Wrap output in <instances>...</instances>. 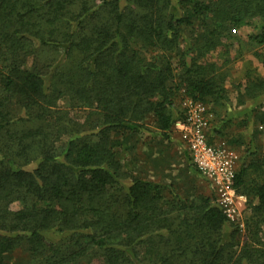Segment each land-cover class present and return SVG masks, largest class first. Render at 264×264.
<instances>
[{
    "label": "trees",
    "instance_id": "obj_1",
    "mask_svg": "<svg viewBox=\"0 0 264 264\" xmlns=\"http://www.w3.org/2000/svg\"><path fill=\"white\" fill-rule=\"evenodd\" d=\"M250 3L0 0V264L17 249L30 264H264V183L246 181L264 155L252 140L234 180L254 201L243 243L214 193L128 173L112 141L148 117L168 137L184 118L179 92L225 98L203 57L228 53ZM188 28L203 36L186 44ZM248 40L264 45V25Z\"/></svg>",
    "mask_w": 264,
    "mask_h": 264
},
{
    "label": "rangeland",
    "instance_id": "obj_2",
    "mask_svg": "<svg viewBox=\"0 0 264 264\" xmlns=\"http://www.w3.org/2000/svg\"><path fill=\"white\" fill-rule=\"evenodd\" d=\"M241 14L243 16L238 15L241 22L233 23L229 28L228 34L235 41L230 44L228 53L218 49L203 57L204 61L217 63L226 92L225 98L215 104L208 100L198 101L205 110L210 126L217 129V132L213 130L211 136L214 143H224L237 155V171L243 163L252 160V156L246 155L250 140L255 143V157L264 155V45L259 46L248 40V35L256 33L264 25V0H251L249 6L241 9ZM201 31L200 28L193 31L188 28L184 32L186 44L194 37H202ZM187 99L179 92L175 99L179 111H185ZM142 123L146 131L112 135L124 170L134 176L173 183L182 194L189 195L195 191H198L197 194H213L210 184L191 171L194 167L184 147L182 134L175 125L168 137H165L158 132L153 117L146 118ZM248 175L246 181L252 179L264 183V168L261 172L250 168ZM249 187L239 191L246 196L241 214L242 226L234 224L240 229V243L249 239L246 225L252 215L250 201H253ZM260 227L263 241L262 223ZM6 260L8 264H30L28 252L22 249L10 252Z\"/></svg>",
    "mask_w": 264,
    "mask_h": 264
},
{
    "label": "built area",
    "instance_id": "obj_3",
    "mask_svg": "<svg viewBox=\"0 0 264 264\" xmlns=\"http://www.w3.org/2000/svg\"><path fill=\"white\" fill-rule=\"evenodd\" d=\"M174 125L182 134L184 147L193 164L209 180L217 205L228 221L242 226L246 196L234 186L237 155L224 143L209 141L210 121L198 101L188 98L184 118Z\"/></svg>",
    "mask_w": 264,
    "mask_h": 264
}]
</instances>
